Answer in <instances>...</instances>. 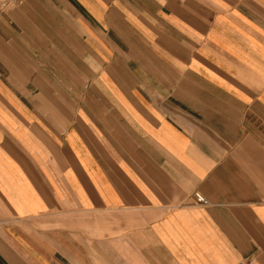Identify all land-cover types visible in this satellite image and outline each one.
<instances>
[{"label":"crops","instance_id":"obj_1","mask_svg":"<svg viewBox=\"0 0 264 264\" xmlns=\"http://www.w3.org/2000/svg\"><path fill=\"white\" fill-rule=\"evenodd\" d=\"M0 264H264V0H0Z\"/></svg>","mask_w":264,"mask_h":264},{"label":"built area","instance_id":"obj_2","mask_svg":"<svg viewBox=\"0 0 264 264\" xmlns=\"http://www.w3.org/2000/svg\"><path fill=\"white\" fill-rule=\"evenodd\" d=\"M14 1H17V0H14ZM194 198H195V201L198 202V203H205L206 200L204 199V197H202L200 194L196 193L194 195Z\"/></svg>","mask_w":264,"mask_h":264}]
</instances>
